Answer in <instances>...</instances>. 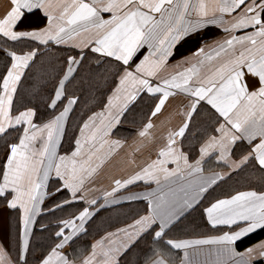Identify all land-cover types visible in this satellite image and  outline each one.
I'll return each instance as SVG.
<instances>
[{"label": "snow or ice", "instance_id": "obj_1", "mask_svg": "<svg viewBox=\"0 0 264 264\" xmlns=\"http://www.w3.org/2000/svg\"><path fill=\"white\" fill-rule=\"evenodd\" d=\"M104 14H108L107 19ZM209 26L221 29L226 36L211 43L202 42L201 33ZM0 36L6 42L38 44L19 52L5 48L11 62L0 72V138L18 132L17 142L4 141L6 158L0 165V198L6 200L8 208H18L20 212L17 260L10 259L0 245V264H28L26 253L30 250L32 225L42 211L41 204L50 195L46 187L53 171L62 181L61 187L71 194V199L55 207L70 205L76 199L87 206L58 221V242L38 264H119L118 257L153 228L157 230L143 264H175L173 250H183L180 264H192L189 249L200 245L216 246L212 253L216 256L214 264H255L257 256L264 258V240L244 251L235 247L249 234L264 231V192L238 191L203 209L209 225L227 226L229 231L204 239H164L188 210H194L204 193L224 178L216 172L204 175V164L212 156H216L217 163L223 162L233 170L252 163L264 173V0H9L0 14ZM182 42H191L194 51L174 67L187 66L159 79L154 86L153 79L160 77L174 49ZM50 44L71 46L79 49L80 55L67 56L66 68L47 108L55 111L65 98L67 103L58 114L37 125L35 107H18L19 85L26 70L35 63L39 45ZM145 45L147 55L130 71V62ZM85 49L114 58L124 70L103 110L92 113L80 126L74 150L58 155L65 122L79 101L77 96H67V83L75 79L83 64ZM145 90L161 94L152 110L153 117L161 112L169 96L176 92L185 94L189 103L180 111L183 123L178 130L167 132L166 143L158 149L156 159L128 179L114 181L116 187L104 193L105 204L116 203L110 198L136 181H154L159 186L161 179L167 181L178 175L196 179L182 189L180 199L169 200L163 194L154 199L155 190L143 194L147 201L144 215L92 243L82 258L69 259L63 249L85 231L86 221L93 216L90 208L98 202L87 199L85 182L104 158L123 146L121 140L109 137L129 104ZM201 101L210 105L223 122L214 129L215 135H209L200 144L199 157L190 160L189 154L178 146L177 137L185 136ZM151 128L149 121L138 136L148 137ZM38 142L40 147L36 148ZM238 142H246L248 150L233 160ZM169 164L175 167L169 168ZM60 190L57 188L56 192ZM133 198L136 197H128ZM233 227L237 230L232 231Z\"/></svg>", "mask_w": 264, "mask_h": 264}, {"label": "crops", "instance_id": "obj_2", "mask_svg": "<svg viewBox=\"0 0 264 264\" xmlns=\"http://www.w3.org/2000/svg\"><path fill=\"white\" fill-rule=\"evenodd\" d=\"M8 2L9 0H0V14H2L5 8L8 6ZM86 2H88V0H86ZM180 2H182V0H180ZM38 15H42V13H38ZM104 18L107 19L108 14H104ZM206 30L208 34L206 35V37H204V40L202 42L211 43L212 40L221 39L226 36V34L221 29H218L215 26H209V28ZM236 34L243 35V32H237ZM33 43L37 44V42H33ZM188 43H191V42H188ZM184 44L185 43L182 42L180 45L182 46ZM50 45H54V44H50ZM180 45H178L176 49H174V54L171 57H169L167 61V66L164 69V71L160 73V77L153 79L152 83L154 86L159 83V79L165 78L169 74L175 71H178V70H182L183 67L187 66V65H182L180 69H177L174 67L177 64V61H180L184 57L189 56L191 52L194 51L191 45L188 47L185 45L183 46L184 48L182 47L180 48ZM41 46H44V45H41ZM57 46H63V47H67L72 50H75L76 52H78L75 55L77 57H79L80 55L79 49L73 48L68 45H57ZM86 50H90V49H85L84 52ZM147 53H148V49H147V46L145 45L136 54V56L133 58V61L130 62L129 70L134 71L135 64L139 63V61L143 58L144 55H147ZM98 55L100 56V54ZM109 59L114 60V58H109ZM123 70H124V67L118 74L115 84L111 88L108 96L112 94V90L115 88L116 84L118 83L119 76L122 74ZM144 93L149 94L146 90L144 91ZM149 95H152L155 97V103L152 107V110H153L155 107V104L159 102V98L161 94L155 93V94H149ZM107 98L101 107L91 112L89 115H87L82 120V122L80 123L77 129L75 137L73 139V145L69 150L60 151V145L58 146L57 148L58 155H68L71 153V151L74 150V147H75L74 141L76 137L80 135V126L84 123L85 120H87V118L90 115H92V113L100 112L101 110H103L104 104L107 103ZM133 102L134 101H132L129 105H131ZM66 103H67V98L64 99L63 103L58 105L53 116L58 114L59 111L62 110L63 104H66ZM188 103H189V98L185 94L176 92L175 95L169 96V98L165 101V104L162 107L160 113H158L156 116L153 117L151 115L152 113V110H151V113L149 114L147 119L140 125H133V123L129 121L124 115L121 117L120 123L117 125L115 129H113V132L111 133L109 138L112 140H121L123 142V146L116 149V151L113 152L110 156H107L106 158H104V162L102 164H99V167L97 168L96 172L93 173V175L89 177L85 182V194H86L87 199H96L98 201L95 206L90 208V211H92L94 215L95 212L100 209L110 210L108 213V215H110V220H108V223L109 224L112 223V224L104 228L99 233V235L91 238L84 245H77V246L72 247L70 246L71 242L68 245H66L63 251L66 254H68L69 259L82 258V256L88 254V252L91 249L92 243L101 239V237H104L107 233L115 232L118 228H123L126 225L132 223V221L138 218L140 215H144L147 210V201L143 199V194L148 193V192H153L155 190L154 197H153L154 199L156 197H159L161 194L165 195V197L169 200L173 198L180 199L183 197L182 189H185L186 186L192 180L196 179V177H189L187 176V174H185L184 176L178 175V176L172 177L167 181L161 179V183L159 186L154 181H149V182L136 181L132 185H128L124 188L119 189L114 194V196L110 198V199L114 198L117 201L116 203L105 204L104 193L110 192L112 188L116 187V185L114 184L115 180L119 179L123 181V180L128 179L135 172L139 171L146 164L150 163L151 160L156 159L158 149L166 143L167 132L169 130H178L179 127L182 125L184 117L180 115V111L181 109L185 108ZM201 104L208 106L211 109L215 117H212L208 124H205V122L201 120H196L192 118L191 123L193 124L195 121H197L195 123L197 124L198 128H200V130L202 129L201 131H204V133L199 139L200 141L198 143L196 156L193 158H190V160H195L199 157L200 144L203 143L204 140H206L209 135H215L216 133L214 132V129L219 126L220 122H223V118L219 117V114L216 113L215 110L212 109L210 105H208L205 101H201L198 106H200ZM20 110H23V109H20ZM48 120L42 123H36V124L40 125V124L47 122ZM149 121H151V123L153 124V128L149 130V136L145 138L139 137L138 132L142 130L144 125L149 123ZM66 123H67V120L65 122V127H66ZM20 132H22V129H20ZM182 139L183 138L181 137H177V142H178V146H180L182 150L185 151L183 149ZM17 141H18V138L15 142ZM39 147H40V143L38 142L36 144V148H39ZM234 149L235 151L232 154V159L237 160L239 159L240 155L244 154L248 150L247 143L238 142L234 146ZM106 151H107V147L103 150V152H106ZM103 152L101 153V155H103ZM96 163H99V162L97 161ZM93 166H95V164ZM168 167L174 168L175 165L169 164ZM212 172L220 173L224 176V178L222 180H218L215 185H212L208 189V191L204 193V195L207 194V199H208L207 205L205 207H208L210 203L214 202L216 199L227 198L235 194L238 191L264 192V173H262L258 169V166L254 167L252 163H249L247 166H242L240 169L233 170L227 167L223 162L217 163L216 156H212L211 159L208 160L206 164H204V175L208 176ZM52 180H56L57 182H59L60 188H62L61 187L62 181H60L55 176V172L53 171L49 176L48 184L46 187L47 192H48V186L50 185ZM68 194H69L68 199H71V194L69 192ZM128 197H136V198L128 199ZM10 198L11 197L9 196V199ZM75 201L83 204L81 209H79L75 213V214H78L79 211H81L87 205L79 199H76ZM139 202H142V204H144L143 206H146V209L144 211L138 212V209H142L143 207L141 206L142 204L138 205ZM43 203L41 204L42 211L37 216L36 221L32 225V232L29 237L30 245H31L32 239L40 235L39 234L40 232L38 230L43 228L42 225L45 227V222H44L45 214H42L45 212L43 210ZM101 205H104V206L101 207ZM19 215H20V212L18 208L10 209L7 207L6 200L4 201L0 200V245L4 246V248L6 249L8 253L9 258L12 259L13 261H16L18 257ZM71 216H68L66 218H70ZM92 217H90L89 220ZM205 219L207 221L206 216H205ZM89 220L86 221L85 223V230H86L87 223L89 222ZM223 227L225 229L221 231H217V232L196 231L192 233L190 232L189 235L183 234V231L171 227V229L168 230L167 236H165L164 239L165 240L167 239H204L210 236L220 235L224 231H229V228L227 226H223ZM54 230H55L54 231V236H55V232L59 230L58 224ZM155 230L157 229L153 228L148 234L143 235L138 240V242H136L126 253L119 256L118 257L119 264H143L145 255L150 254L149 249L152 246V237H153V233ZM231 230L235 231L237 229L233 227ZM261 240H264V237L253 242L247 247L257 244ZM56 242L58 241L55 238L54 243ZM215 247L216 246H213V245H200V246H195L194 248L189 249L190 259L192 261V264H214L216 260V256L212 253ZM49 249L50 247L46 251H44V253L41 255L36 253L37 254L36 256H38V259H36L35 261L31 263L28 262V264H38L39 260L42 258L43 255L47 253ZM244 249L242 250L237 249V251H244ZM173 255L175 257V264H180V258H182L183 256V250H173ZM255 264H264V258L257 256L255 260Z\"/></svg>", "mask_w": 264, "mask_h": 264}, {"label": "trees", "instance_id": "obj_3", "mask_svg": "<svg viewBox=\"0 0 264 264\" xmlns=\"http://www.w3.org/2000/svg\"><path fill=\"white\" fill-rule=\"evenodd\" d=\"M208 34L205 30L201 35L206 37ZM189 44V45H187ZM190 46L191 43H185L180 45ZM38 45L31 41L24 42H12L5 41V38L0 36V72L5 70V66L10 64V57L7 56L4 51L5 48L9 50H15L19 52L21 49L28 50L31 47H37ZM75 50L67 47L48 45H39V52L35 58V63L26 70V75L22 77V82L19 85L18 107L19 104H27L36 108L37 115L34 118L35 123H42L50 119L55 111L47 108V104L50 102V97L53 95L55 87L58 84V79L62 75L65 69V61L68 55H76ZM85 59L82 65L79 66V71L75 73V79L67 83V96H77L79 101L73 106V110L69 113L67 119L65 132L60 144V151H67L73 145V139L77 132V129L82 120L91 112L101 107L106 101V98L115 84L118 74L123 69V65L120 62L111 60L107 57H100L96 53H92L90 50L85 51ZM99 61V63H97ZM155 103V97L144 92L140 93L137 99L129 105L128 109L124 113V116L133 123V125L142 124L149 114ZM58 107V106H57ZM23 109V108H19ZM212 117H215L211 109L201 104L198 106L197 111L193 114V118L201 120L208 124ZM128 121V122H129ZM197 122V121H195ZM190 123V127L186 130L183 137V149L189 154L190 158H193L197 154V148L199 139L203 135L204 131L198 128L196 123ZM20 132V129L18 130ZM18 138V132H9L6 138H0V165L5 160L6 145L5 139L8 143L15 142ZM60 188L59 182L52 180L48 186V195L43 203L42 214H45V227L38 230L39 236L32 239L30 250L26 255L28 262H33L38 259L37 254L41 255L49 247L52 246L55 240L54 229L57 227L58 221L74 215L83 204L77 201H73L70 205H64L61 208H56L55 205L62 204V202L69 198V194L66 190L60 188L59 192L56 189ZM3 200V198H0ZM207 194L201 198L198 205L194 207V210H188L185 215L173 226L172 228L183 231V234L189 235L190 232L196 231H221L225 229L223 226H217L213 228L210 226L203 214V209L207 205ZM142 204V202H139ZM142 204L141 206H143ZM146 206L142 209H138V212L144 211ZM110 210L100 209L95 212L93 217L87 223L86 230L76 237L70 246L84 245L91 238L99 235V233L109 224ZM264 237V231L257 230L255 233L249 234L246 238H243L235 247L238 250H242L249 246L253 242ZM144 246V245H142ZM37 253V254H36Z\"/></svg>", "mask_w": 264, "mask_h": 264}]
</instances>
